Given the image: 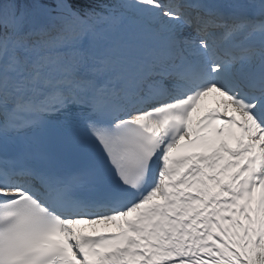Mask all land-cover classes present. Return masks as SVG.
Wrapping results in <instances>:
<instances>
[{
	"label": "snow or ice",
	"instance_id": "6c2138e0",
	"mask_svg": "<svg viewBox=\"0 0 264 264\" xmlns=\"http://www.w3.org/2000/svg\"><path fill=\"white\" fill-rule=\"evenodd\" d=\"M0 264H264V0H0Z\"/></svg>",
	"mask_w": 264,
	"mask_h": 264
},
{
	"label": "bare ground",
	"instance_id": "6f19581e",
	"mask_svg": "<svg viewBox=\"0 0 264 264\" xmlns=\"http://www.w3.org/2000/svg\"><path fill=\"white\" fill-rule=\"evenodd\" d=\"M209 105H212L214 102L213 101H208L207 102Z\"/></svg>",
	"mask_w": 264,
	"mask_h": 264
}]
</instances>
